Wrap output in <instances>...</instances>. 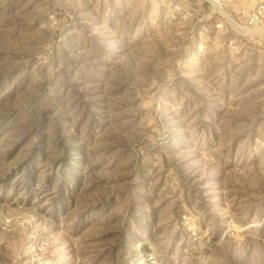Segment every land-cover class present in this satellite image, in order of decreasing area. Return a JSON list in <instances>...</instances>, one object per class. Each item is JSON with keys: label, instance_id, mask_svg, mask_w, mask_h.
Segmentation results:
<instances>
[{"label": "rangeland", "instance_id": "1", "mask_svg": "<svg viewBox=\"0 0 264 264\" xmlns=\"http://www.w3.org/2000/svg\"><path fill=\"white\" fill-rule=\"evenodd\" d=\"M197 3L0 0V264H264V32Z\"/></svg>", "mask_w": 264, "mask_h": 264}, {"label": "built area", "instance_id": "2", "mask_svg": "<svg viewBox=\"0 0 264 264\" xmlns=\"http://www.w3.org/2000/svg\"><path fill=\"white\" fill-rule=\"evenodd\" d=\"M197 6L186 10L188 17H197L201 22V34L210 27L216 32L230 28L234 32H264V0H199ZM205 5V8L203 7ZM209 21L211 23L209 24ZM30 262L39 264L44 257L48 242L40 240L34 230L26 233Z\"/></svg>", "mask_w": 264, "mask_h": 264}]
</instances>
